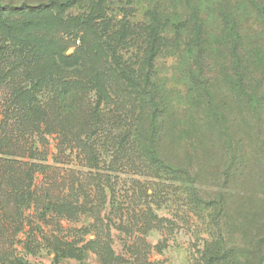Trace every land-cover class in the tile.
<instances>
[{
    "label": "rangeland",
    "instance_id": "obj_1",
    "mask_svg": "<svg viewBox=\"0 0 264 264\" xmlns=\"http://www.w3.org/2000/svg\"><path fill=\"white\" fill-rule=\"evenodd\" d=\"M46 1L0 0V4L19 8ZM103 1L110 3L103 19L117 21L127 16L132 24L147 23L150 0ZM91 2L93 0H80L62 17L89 15L92 6L88 5ZM244 14L248 23V50H253L255 46L264 47V33L256 28L255 14ZM45 15L22 16L0 9V18L7 17V21L16 27L25 21L44 20ZM53 17L56 18L55 14ZM17 28L11 30L17 38L15 48H19L15 49V60L22 61L20 49L25 47L29 32ZM3 31L6 32L5 29ZM86 33L84 41H69L66 55L71 59L64 62L72 68H76L81 61L94 69L105 67L108 54L94 46L96 31L91 28ZM59 37L65 36L61 32ZM30 47L35 54L32 65L36 67L40 59V45L33 42ZM140 49L138 43L127 47L121 53L124 61L137 68L142 55ZM82 52H86L85 56ZM178 58L176 49L166 50L156 63L158 79L164 88L162 94L169 105L162 127L169 131L164 139L169 157L174 163L184 165L181 171L185 172L189 166L191 173L178 170L183 177L181 180L155 172L145 165L138 169L127 166L137 157L135 146L145 139V134L151 129V100H141L139 95L130 94L125 81L114 76L119 98L125 101L123 111L127 107L133 109L130 119L125 120L118 115L112 100L104 101L102 96H95L94 90H88L83 103L73 110L75 114L72 112L70 118L78 122L80 119L87 120L93 116L96 106L101 121L107 122L108 126L95 133L90 130L81 132L76 127L77 121L72 120L70 128L64 130L68 132L64 136L62 123L57 118L53 134L45 131L35 136V142L18 137L16 141L21 143L14 142L18 148L12 155L0 153V159L7 157L17 163L46 167L35 175L34 185L39 193H43L45 186L46 191H51L53 200L62 201L68 197L72 205L80 208L68 220L43 224L40 222L39 203L28 208L25 206L20 217L22 209L13 200L2 197L5 216L8 217L5 222L9 221L10 230L6 231L5 237H0L1 251L22 255L32 264H208L204 259L208 248L217 244L222 250L232 249L236 253L235 264L251 263L250 245L255 225L264 227V104L259 102L255 106V101L245 93L234 90L237 78L227 63L212 60L207 77L210 82H202L203 86H213L214 93L210 96L200 90L199 84L188 82L186 72L189 65L181 64ZM262 74V68L257 70L251 64L249 72H245L244 86L260 87L258 91H263ZM91 75L93 72L88 79L93 78ZM10 77L0 83L1 126H4L8 115L13 89L6 83L10 82ZM230 78L234 81L233 86ZM140 84H145L144 75L139 80ZM88 88L91 87L88 85ZM86 101L88 108L85 107ZM126 124L140 130L144 138L134 142L132 138H126L127 147L130 146L127 156L113 155L112 147L119 141L117 136ZM34 143L37 152L32 157L30 151L25 152L23 147H35ZM92 145L94 150L89 148ZM178 156L180 160L176 159ZM115 158L126 165L112 163ZM137 162L143 163L141 160ZM193 195H198L197 202H194ZM48 199L49 196L43 195V201ZM33 227H41L52 239L46 242L39 235L33 241H27L26 233ZM53 237L69 242L70 252L65 255L56 252ZM27 246L32 254L28 255ZM249 249L251 252H248Z\"/></svg>",
    "mask_w": 264,
    "mask_h": 264
},
{
    "label": "trees",
    "instance_id": "obj_2",
    "mask_svg": "<svg viewBox=\"0 0 264 264\" xmlns=\"http://www.w3.org/2000/svg\"><path fill=\"white\" fill-rule=\"evenodd\" d=\"M79 1L47 0L37 5H22L19 8L14 5L0 4V9L8 11L9 14L17 12L22 16L47 15H45L44 20L41 18L38 21L29 20L19 23L18 28L10 24L7 17L0 18V59L3 60H1L2 65H0V83L11 76L10 82L7 81L6 83L13 86L9 97L8 115L4 126L0 125L2 128L0 129V153L3 155L13 154L12 152L18 148V144L14 143L18 137L26 139L27 142L29 140L35 142L36 135L40 136L45 131L53 134V130H56L57 118L62 123L61 132L64 136L68 134L64 130L70 128L72 120L77 121L76 127L81 132L82 130L85 132L90 130L91 133H95L108 126L107 122L101 121L96 106L93 116L88 117L87 120L80 119L78 122L75 118H70L73 110L83 103L85 93L88 90H94L95 96L99 98L102 96L104 101L112 100L118 115L122 119H130L133 109L127 107L123 111L125 101L119 98L117 85L113 79L114 76H119L127 84L130 94L139 95L141 100L146 98L151 100V129L145 134V139L138 146H135L136 153L133 149L137 157L132 164H127V166L138 169L145 165L155 172L172 175L182 180L183 177L181 178L178 170L181 171L185 167L182 164L174 163L169 157L164 143L169 131L162 127L169 105L162 94L164 88L158 79L156 63L166 50L176 49L178 51L179 62L185 66L189 65L186 72L188 82L193 85L199 84L200 90L210 96L214 93L213 86H203L202 82H210L207 78L210 74L208 69H210L212 60L218 59L227 63L233 70V76L237 78L236 85L237 83L238 85L233 86L234 81L231 78L230 84L235 91L245 93L249 99L255 101V106L259 102L264 104V90L260 92L258 91L260 87L244 86L243 84L245 83V72L247 70L249 72L251 64L257 70L259 68L264 70V47L255 46L253 50H248L246 45L248 23L245 21L247 19L243 17L246 12L255 14L256 28L264 33V0H150V9L146 13L147 23L137 22L136 24H132L127 16L123 19H117V21L103 19V13L106 12L110 3L105 4L103 0H93L88 5L89 7L92 6L89 15L72 18L62 17ZM53 13L56 18L53 17ZM93 13L96 15L93 16ZM72 23L75 25H71ZM16 28L22 32H29L28 38L24 42L25 47L20 49L23 55L22 61L15 60V49L19 48H15L17 38L12 35L11 30H16ZM91 28L97 33L94 46L108 54L106 66L102 68L99 66L94 69L81 61L76 68L70 67L64 62L71 59L66 55L69 41L73 39L84 41L83 36L87 35L86 30ZM4 29L6 32L3 31ZM61 32L65 36L64 38L59 37ZM33 42L40 45V59L39 63H36V67L32 65V57L35 54H33L30 45ZM134 43L139 44L142 54L139 57L137 68L124 61L121 54ZM85 54L86 52H82V56ZM243 67L247 70L245 71ZM92 72L93 78L88 79V75ZM143 75L145 76V84L139 86V80ZM262 76L260 78L264 81V74ZM106 77L109 79H104ZM88 85L91 88H88ZM120 100L121 103H119ZM86 102L85 107L88 108V101ZM73 114L75 113L73 112ZM140 137L144 138L140 130L132 129L131 125L127 126L126 124L117 136L119 141L114 143L112 154L126 157L130 150V146L127 147L128 143H125L126 138H132L134 142ZM84 141L87 140L84 139ZM16 142L21 143V141ZM89 148L94 150L95 147L92 145ZM36 149V144L35 147L29 146L28 148V145L23 147L25 152L30 151L32 157H35ZM91 152L93 153L92 150ZM92 158L95 160L94 157ZM115 159V162L112 163L117 165L119 162L117 158ZM176 159L180 160L181 158L178 156ZM138 160L143 163L137 164ZM183 162L186 164V161ZM119 165L125 166L126 164L120 162ZM45 168L34 163H17L12 159L8 160L7 157L0 159L1 238L5 237L6 231L10 230L9 221L6 220L5 222V218L8 217L5 216L6 211L2 197L8 201L13 200L15 205L22 209V212L18 210L20 217L22 213L24 214L25 206L28 208L32 204L39 203L41 205L40 222L43 224L54 221L60 223V221L68 220L79 212L78 205H72L68 197L62 201L53 200L50 197L52 196V194L50 195L51 191H46L45 186L42 194L49 196V199L43 201V195L36 189L34 181L35 175L43 172ZM181 172L190 174L191 170L187 166L186 171ZM193 196L194 202H197L198 195ZM38 199L40 201H37ZM253 232L250 245L252 252L250 249L248 251L251 252V263L264 264V227L255 225ZM39 235L46 242L52 239L45 234L41 227H33L26 233V239L33 241ZM53 238L56 240V252L59 251L63 255L70 252L68 249L69 242L59 237ZM27 250L28 255L32 254L29 247ZM235 255L236 253L232 249L225 251L220 248V245L215 244L208 248L204 259L208 261V264H235ZM0 264L32 263L22 255L11 254L8 250H0Z\"/></svg>",
    "mask_w": 264,
    "mask_h": 264
}]
</instances>
